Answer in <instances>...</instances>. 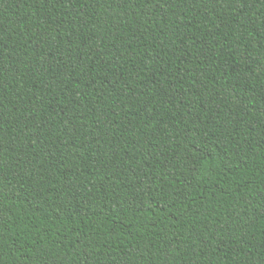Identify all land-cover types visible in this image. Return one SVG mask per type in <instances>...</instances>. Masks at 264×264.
I'll use <instances>...</instances> for the list:
<instances>
[{
    "label": "trees",
    "instance_id": "obj_1",
    "mask_svg": "<svg viewBox=\"0 0 264 264\" xmlns=\"http://www.w3.org/2000/svg\"><path fill=\"white\" fill-rule=\"evenodd\" d=\"M0 264H264V0H0Z\"/></svg>",
    "mask_w": 264,
    "mask_h": 264
}]
</instances>
